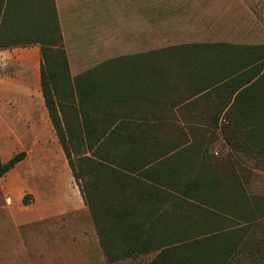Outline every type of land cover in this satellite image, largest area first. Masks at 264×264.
Masks as SVG:
<instances>
[{
    "label": "rangeland",
    "instance_id": "374dc122",
    "mask_svg": "<svg viewBox=\"0 0 264 264\" xmlns=\"http://www.w3.org/2000/svg\"><path fill=\"white\" fill-rule=\"evenodd\" d=\"M215 1H221L220 5H215ZM132 12L137 13V21L130 16L134 15ZM12 13L11 21L0 27V44L7 45L0 48L20 49L35 43L41 47L43 43L48 45L50 41H56L60 32L72 78L106 62L116 67L117 77L120 72L133 74L135 66L144 70L147 68L151 76L153 51L175 45H190L188 49L196 58L211 53L218 57L221 56L219 51L230 54L241 47L254 51L264 45V0H24L23 9L19 6ZM251 26L260 29L258 36L249 35ZM207 45L211 46L207 48ZM128 55H136L143 62H148H144L142 67V62L139 59L136 61L135 57H131L134 62L129 58H120ZM160 57L167 66L172 64L166 53ZM199 70L203 73L204 68L200 67ZM204 79L201 74L194 81ZM160 88L156 97L167 102L163 104L164 109L157 110L166 117V124L160 129L162 137L177 136L183 142L194 141L189 151L182 155L192 162L193 169L188 173L193 177L198 173L200 177L212 175L224 183L229 198L238 195L245 202L241 210L244 218L234 216L235 213L229 208L226 213H222L225 218L217 220L215 216V221L201 218V214H208L198 209L193 214L199 219L198 223H188L182 216L187 204L174 207L173 200H167L161 205L164 213H167L165 222L176 226V236H182L188 230L191 235H196L203 224L213 229L245 227L249 222L251 224L244 241L245 251L236 255L231 264H264L261 249L249 253L254 242L264 243V156L248 148L252 143L245 138L249 127L244 121L248 117L244 118L237 111H222L224 103L221 101L226 97L223 96L222 88L219 89L222 93H215L218 100L208 98L209 89L207 95L197 98L195 95L191 101L178 106L172 101L178 102V99L190 95L195 87L189 88L183 81H172L170 77ZM74 96L72 92L62 93V100L66 104L72 103L77 98ZM65 113L79 136L68 139V145L72 147L74 170L80 175V183L76 181L52 122L48 126L50 129L47 127V135H44L49 138L45 139L47 144L43 146V152L23 141L0 146L3 161L20 151L26 152L24 160L0 178V264H148L157 251L130 252L131 243L126 237L128 230L122 225L117 226L116 220H109L110 213L105 211L107 214H103V210L113 203L110 195L117 193V190H110L105 183L110 178L108 167L105 166L106 169L99 176L96 158L88 159V143L81 133L74 106L66 108ZM256 118L253 117L254 121ZM222 126H226V132L222 131ZM227 132L236 139V146L227 143ZM106 163L115 167L113 163ZM26 171L27 174L22 177L20 198L15 201L11 192L4 195L1 184H9L11 179ZM133 175L134 179L129 177V181L141 177ZM132 183L133 189L138 187L140 192H144L141 193L143 198L150 196L147 195L150 191L147 181L142 180L138 185ZM81 186L86 192V199ZM161 190L163 188L158 195L164 193ZM218 190L223 188L219 187ZM10 196L12 200L7 201ZM77 203L86 210L74 208ZM89 203L98 214L97 220L93 217ZM4 204L19 206L17 211L24 212L18 230L11 217L5 213ZM142 204L145 208L151 205L146 199ZM201 205L207 207L209 204ZM48 206L57 209L58 214L52 215L53 218L48 215V218L34 221L29 220L30 216L25 218L44 212ZM251 217L256 218L253 223L247 221L253 219ZM65 223L68 228L63 238L59 233L44 229L46 224L55 227ZM83 227L90 235L89 240L84 245H76L75 240H80ZM73 234L77 236L74 240Z\"/></svg>",
    "mask_w": 264,
    "mask_h": 264
},
{
    "label": "trees",
    "instance_id": "16d2710c",
    "mask_svg": "<svg viewBox=\"0 0 264 264\" xmlns=\"http://www.w3.org/2000/svg\"><path fill=\"white\" fill-rule=\"evenodd\" d=\"M23 1L0 0V27L11 21L13 9L19 6L23 9ZM57 36L56 41L52 40L48 45L43 43L41 46V85L45 104L76 181L80 183V175L74 170L72 147L68 145V139L79 136L69 124L68 114L65 113L66 108L74 106L81 124V133L88 143V159L96 158L99 176L106 169L104 167H108L110 178L105 183L110 190H117V193L110 195L113 203L107 206V210H103V214L110 213L109 220H116L117 226L122 225L128 230L126 237L131 243L128 250L157 251L148 264H231L236 255L245 251V235L251 223L248 222L245 227L213 229L203 224L196 235H191L188 230L184 235L176 236V226L165 222L167 213H164L161 205L167 200H173L174 207L187 204L182 216L188 223H198L199 219L193 215L198 209L208 214H201V218L215 221L216 217L217 220L225 218L222 213H226L229 208L235 213L234 216L244 218L241 210L245 202L238 195L229 198L224 183L217 181L212 175L200 177L198 173L193 177L188 173L193 165L182 155L189 151L194 141L183 142L177 136L162 137L160 129L166 124V117L157 110L164 109L166 101L156 96L162 83L170 77L172 81H183L189 88L195 87L190 95L178 99V102L172 101L175 106L191 101L197 94L209 92V81L221 82L223 85L220 88L223 96H226L221 101L224 103L223 110L228 108V111H237L244 118L248 117L244 121L249 127L245 138L253 143L248 148L255 154L264 156V45L254 51L244 47L230 54L219 51L221 56L218 57L209 51L211 55L200 58L194 57L193 52L188 49L190 45H175L153 51L151 76L147 73V68L144 70L135 66L133 74L120 72L117 77L116 67L106 62L72 78L68 58L61 45L60 32ZM1 46L7 45L1 43ZM209 46L211 45H207V48ZM163 53L169 55L172 64H165L160 57ZM131 57H135L136 61L139 59L142 67L144 62H148H143L136 55L120 58H129L134 62ZM255 62H258L257 65H253ZM200 67L204 68L203 73L200 72ZM201 74L205 77L204 81H194ZM234 81H243L240 87L247 85L237 92L240 87L233 88ZM200 82L202 83L197 86ZM220 88L211 89L209 93L213 90L214 94H220ZM175 89L174 86L173 90ZM68 92L75 93L77 98L66 104L62 100V93ZM252 116L257 117L255 121ZM222 131L226 132V126H222ZM225 139L230 146H236V139L228 132L225 133ZM25 155V151H20L3 161L0 152V178L25 158ZM106 162L113 163L115 167ZM133 174L141 176L137 177L140 179L129 181V177L134 179ZM142 180L150 185L147 193L150 196H146L147 198L142 197L141 193L144 192H140L138 187L132 188V182L138 185ZM219 187L223 190L219 191ZM161 188L164 193L158 195ZM81 189L86 199L82 186ZM145 199L151 204L150 207H143ZM229 200L232 201L231 204ZM201 204L209 205L204 207ZM89 207L93 209V217L97 220L95 208L90 203ZM172 216L174 217V213ZM255 219L247 221L253 223ZM257 249L264 253V243L254 242L249 253L252 254Z\"/></svg>",
    "mask_w": 264,
    "mask_h": 264
},
{
    "label": "crops",
    "instance_id": "0c3cea01",
    "mask_svg": "<svg viewBox=\"0 0 264 264\" xmlns=\"http://www.w3.org/2000/svg\"><path fill=\"white\" fill-rule=\"evenodd\" d=\"M220 2L221 1H215V5L219 6ZM133 14L134 15L130 16L135 21H137V13ZM248 32L249 35L256 37L259 35L260 29L258 27L251 26L248 29ZM41 62V47L37 43L20 49L10 47L0 48L1 147H4V145H14L16 141L20 144V142L23 141L25 144L29 143L31 148H39V150L43 152V146L47 144L45 139L48 140L49 137L44 135H47V127L50 125L51 121L49 120V112L45 104V98L42 91ZM257 63L258 62H255L253 65H257ZM209 82L210 89H215L217 86L223 85L219 81ZM231 82L233 83V81ZM234 83L235 84L232 85L233 88L236 86L240 87L239 85L244 82L234 81ZM246 85L247 84H244L242 87H240L237 92L246 87ZM207 94L208 93L197 94L195 98ZM209 94L210 96L208 98H210V100H218L215 98L213 90ZM227 109L228 108H225L223 112H225ZM25 174H27V171L24 172L23 175L21 174L19 177L14 178V180L11 179L9 184H1V190L2 192L4 191V195L8 192H11L15 201L18 200V198H20L21 185L23 183L22 177ZM73 193L75 194V191H73ZM75 206L74 208H78L79 210H86L84 207L82 208L81 205H78V203ZM4 207H6L5 213L9 216V218L11 217L14 227L18 230L19 223H21L20 220L24 219L22 216L24 212H18L17 209L19 206L16 205L10 206L4 204ZM56 210L57 209L54 207L48 206L44 212H39L36 215H26L27 217L25 218L30 216L29 220L32 221L48 218L46 215L51 216L50 218H53L52 215L54 216L58 214ZM23 221L24 220H22V222ZM67 228V223L63 225H56L55 227L46 224L44 227L46 231H54L55 233H59L58 235L61 236V238L64 237V232L67 231ZM75 235L76 234L72 235V240L77 238ZM79 237L80 240L76 239L75 244L84 245L86 244L87 240H89L90 235H88L86 229L83 227V231L80 233ZM72 243H74V241Z\"/></svg>",
    "mask_w": 264,
    "mask_h": 264
},
{
    "label": "built area",
    "instance_id": "2783aa9c",
    "mask_svg": "<svg viewBox=\"0 0 264 264\" xmlns=\"http://www.w3.org/2000/svg\"><path fill=\"white\" fill-rule=\"evenodd\" d=\"M10 200H11V197H8V198H7V201H10Z\"/></svg>",
    "mask_w": 264,
    "mask_h": 264
}]
</instances>
